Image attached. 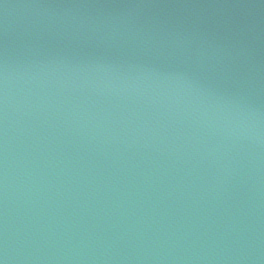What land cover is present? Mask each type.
<instances>
[{
  "label": "water",
  "instance_id": "95a60500",
  "mask_svg": "<svg viewBox=\"0 0 264 264\" xmlns=\"http://www.w3.org/2000/svg\"><path fill=\"white\" fill-rule=\"evenodd\" d=\"M0 264H264V0H0Z\"/></svg>",
  "mask_w": 264,
  "mask_h": 264
}]
</instances>
